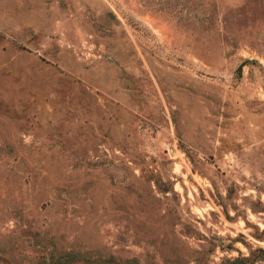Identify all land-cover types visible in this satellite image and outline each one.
Here are the masks:
<instances>
[{"label": "rangeland", "instance_id": "obj_1", "mask_svg": "<svg viewBox=\"0 0 264 264\" xmlns=\"http://www.w3.org/2000/svg\"><path fill=\"white\" fill-rule=\"evenodd\" d=\"M0 264H264V0H0Z\"/></svg>", "mask_w": 264, "mask_h": 264}]
</instances>
